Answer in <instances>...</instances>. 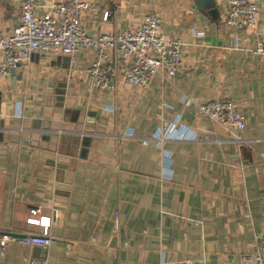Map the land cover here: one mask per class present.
<instances>
[{
    "label": "crops",
    "instance_id": "0c3cea01",
    "mask_svg": "<svg viewBox=\"0 0 264 264\" xmlns=\"http://www.w3.org/2000/svg\"><path fill=\"white\" fill-rule=\"evenodd\" d=\"M250 1L253 29L226 23L227 0H212V27L193 0H88L94 9L81 24L92 36L158 14L164 36L181 42L171 83L158 75L138 87L119 75L113 91L92 87L88 50L73 61L37 51L0 77V235L40 234L33 220L44 216L52 239L9 242L0 264H232L256 251L264 236V56L253 49L264 0ZM21 3L0 0L1 34ZM223 99L243 115L237 133L247 144L196 110ZM77 134L91 137L81 152Z\"/></svg>",
    "mask_w": 264,
    "mask_h": 264
},
{
    "label": "built area",
    "instance_id": "2783aa9c",
    "mask_svg": "<svg viewBox=\"0 0 264 264\" xmlns=\"http://www.w3.org/2000/svg\"><path fill=\"white\" fill-rule=\"evenodd\" d=\"M94 9L88 0H22L20 14L8 35L0 33V77L9 76L19 66H27L35 52L66 55L73 61L81 50L93 54L86 73L92 87L115 90L119 75L126 84L144 87L155 76L172 82L181 66L182 49L179 40L167 39L162 33V19L148 12L134 29L101 32L96 36L85 32L81 17L86 10ZM111 14L104 10L102 19ZM225 21L236 29H253L257 26V6L250 0H227ZM255 54L264 56V22L259 27ZM197 112L231 131V141L239 146L248 139L237 131L244 128L243 115L234 108L231 100H213L196 104ZM159 143L170 139L167 135L155 138ZM37 215L39 208H31ZM43 227L40 234L0 235V252L9 242L49 246L52 239L47 231L49 218H34ZM253 253H240L232 264H264V236ZM28 264H48L46 259H31Z\"/></svg>",
    "mask_w": 264,
    "mask_h": 264
},
{
    "label": "water",
    "instance_id": "95a60500",
    "mask_svg": "<svg viewBox=\"0 0 264 264\" xmlns=\"http://www.w3.org/2000/svg\"><path fill=\"white\" fill-rule=\"evenodd\" d=\"M194 4H193V8L195 9L196 14L198 15V18L202 21H205L207 24H209L211 27L214 26V24L212 23V13H213V8H212V0H193ZM78 130L80 128H77ZM83 130V129H82ZM86 132V130H83ZM77 134V136H73V138L77 139L79 142V145L81 147L80 152L84 149V147L87 146L89 140H90V136H87L85 134ZM60 135L56 134V136H53L52 139H56L58 140H62V138H65L64 135ZM43 137H48V136H43ZM72 136H68L67 137V141H70L71 139H73ZM9 235H15V234H9Z\"/></svg>",
    "mask_w": 264,
    "mask_h": 264
}]
</instances>
